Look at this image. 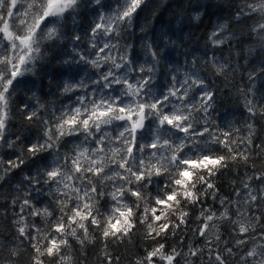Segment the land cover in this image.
Masks as SVG:
<instances>
[{
    "label": "snow or ice",
    "instance_id": "1",
    "mask_svg": "<svg viewBox=\"0 0 264 264\" xmlns=\"http://www.w3.org/2000/svg\"><path fill=\"white\" fill-rule=\"evenodd\" d=\"M165 5L0 0V264H264V0Z\"/></svg>",
    "mask_w": 264,
    "mask_h": 264
},
{
    "label": "trees",
    "instance_id": "2",
    "mask_svg": "<svg viewBox=\"0 0 264 264\" xmlns=\"http://www.w3.org/2000/svg\"><path fill=\"white\" fill-rule=\"evenodd\" d=\"M168 3L171 4L172 7L168 8L167 5H165L164 7L161 8V15H160V22L163 23L165 26H167L168 21L172 20V16L170 13L171 11L175 10L176 0H168ZM185 3H187V0H185ZM212 3L221 4V6H223V0H212ZM226 12H227L226 8H223V10L221 11L217 7H212L211 13L209 15L204 16L202 22H200L199 24H197L196 22L189 23L188 21H185L182 26L183 32L184 33L192 32L194 34V39L198 38L200 43L199 45H197L195 43L190 44L187 41H185L184 44L173 53V58L178 61H183L185 59L184 53L186 50L195 51L197 47L202 46L204 41L207 39V33L211 30L212 24L216 21L218 16L223 15ZM173 30L176 33V36L173 37L174 39L182 35L180 28H174ZM216 55H220V53L217 52ZM225 55H227V52H225ZM233 83L239 84L240 81L236 80ZM216 84L220 88H223L224 87L223 78L216 80ZM229 90L233 92L235 91V89L232 88L231 85ZM43 91L44 92L49 91V89L46 86V81ZM217 112L220 114H228L229 118H232L233 113H235L236 117H240L242 115V108H238L235 98L234 97L229 98L228 92L224 91L221 94V97L218 99ZM233 178H235L234 174H228L225 178L222 179L221 183L223 187L221 191L223 194H227L229 191H231L229 187V180ZM209 203H211V200H209Z\"/></svg>",
    "mask_w": 264,
    "mask_h": 264
}]
</instances>
